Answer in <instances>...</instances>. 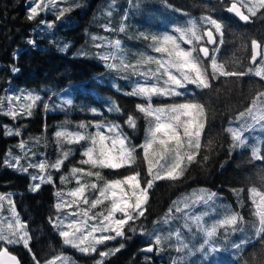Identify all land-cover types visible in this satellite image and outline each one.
<instances>
[{
    "label": "trees",
    "instance_id": "16d2710c",
    "mask_svg": "<svg viewBox=\"0 0 264 264\" xmlns=\"http://www.w3.org/2000/svg\"><path fill=\"white\" fill-rule=\"evenodd\" d=\"M145 1L146 3L142 0H57L55 6H49L48 10L40 12L35 19L28 20V1L0 0V97H6V93L7 96L19 95L15 90L32 92L41 97L32 109L31 116L21 115L13 119L0 111V194L12 193L15 210L22 214V222L30 216L29 212L35 214L42 227L48 229L45 235L50 238L47 241L45 236L34 237L35 229L31 230L34 221H26L27 228L30 229L31 252L23 244L8 247V251L18 258L20 264H35L33 254L39 261L40 255L45 251L50 252L48 249L51 246L63 247L64 252L76 264H96L101 259L99 252L119 248L121 244L124 247L104 258V264H260L264 259V242L255 236L253 224L256 223V218L248 198V189L260 186L259 174L264 169V161L252 158V136L248 138L245 147L232 148L231 135L226 131L230 127L239 128L243 125L244 136L251 132L252 128H248L249 122L254 123L251 119H237L239 113L252 105L257 93L264 92V79L251 74L243 77L221 76L211 81L210 89H199L195 85H187L185 89H181L184 92L183 102L185 99H195L208 108V118L201 137L202 148L196 157L199 162L189 165L185 160L186 170L182 177L156 181L149 191L145 215L125 226L124 237L98 245L94 253H77L63 244L57 235V229L49 223L50 218L55 221L58 214L64 215L63 210H57L56 214L52 207L56 192L64 193L78 186L70 169L88 167L79 163L85 158L81 155L84 146L63 145L62 148L55 137L57 130L67 127L76 131V126L81 122H115L122 126L132 145H142L145 140L142 115L136 110V105L143 103L144 99L125 94L132 91L136 82L144 83L145 78H136L131 70L124 72L108 68L107 64H118L119 59L105 62L100 58L101 55L115 52L118 57H125V63L132 64H135L140 54L158 57L160 54L152 50L150 41L143 39L141 33L178 35L174 30L177 27H189V21H195L203 31L212 26L204 23L201 17L212 16L225 26L224 43L220 44L219 36L214 33L216 45L207 46L204 39L199 42L200 45L208 47L210 53L214 47H218L216 55L221 62L238 60L239 64L235 69L229 67V70L247 71L260 63L261 56L255 64L249 58L251 40H257L264 49V10L256 17H251L249 23L242 24L224 11L231 0ZM20 3L27 7L20 8ZM63 7H72V10L57 19L59 9ZM124 11H129L130 14ZM108 12H111L110 16L107 15ZM124 13L126 19L130 18L128 23L132 18L135 23L133 27L127 25V33L119 32L118 28L119 17ZM49 23L53 27L49 28ZM93 36L106 39L93 40ZM30 40L34 44L29 43ZM114 40L121 41L122 52L108 44V41ZM65 45L68 47L63 50ZM183 46L189 47L186 44ZM207 63L205 58V64ZM13 67L19 71L13 72ZM149 68L155 70L156 65L138 66L140 72H146ZM69 92L72 93L71 105L55 97V93L64 95ZM44 99L48 100L53 110L41 114L39 106ZM113 103L119 105L122 111L110 112L108 109ZM92 109H96V112H92ZM129 114L137 117L135 129L125 124ZM145 124L148 126L147 121ZM6 127L14 131L18 129L20 135H7ZM87 131L95 132L96 129L89 127ZM209 140L212 141L210 148L206 146ZM21 141L25 142L24 148L18 146ZM260 141L257 147L264 154V137ZM69 147L72 148V155L59 170L51 167L46 169L45 176L50 175L52 182H45L32 192L29 186L31 177L33 171L38 172L39 169L29 167V164L39 163L40 159L52 164L61 158L62 150L67 151ZM136 154L140 158L143 156L139 147ZM204 155L209 156L207 161H203ZM15 157H20V167L27 168V172L5 165L6 159L10 161ZM137 170L141 177L146 176L147 164L142 159L137 167L104 169L103 175L106 179H120ZM61 177H67V180L62 182ZM91 179L83 177V182L88 183ZM143 183L142 179V186ZM201 189L205 190L204 194L215 193L214 201L224 202L225 209L243 217V222L238 224L241 230L233 232L231 228H218L216 236L210 241L215 251L206 247L205 232L201 229L211 227L216 221L223 219L226 211L220 215L217 213L215 219L210 221L204 217L201 201L181 208L180 212L175 210L180 206L174 202L177 197H191L193 190L197 191V196L202 194ZM240 189L243 191L237 194L235 190ZM87 195L91 199L94 193L89 189ZM170 208L173 211L168 213ZM162 216H168L169 231L178 229L182 233V243L187 245L183 251H177L171 243L156 245V232L161 235L158 233L159 227L149 237L153 223ZM197 216L202 217L200 227H197L193 219ZM131 228L136 230L133 232ZM49 241L52 242L51 246ZM238 244L241 247L236 248L235 245ZM150 245L153 251L139 252L141 248Z\"/></svg>",
    "mask_w": 264,
    "mask_h": 264
},
{
    "label": "snow or ice",
    "instance_id": "6c2138e0",
    "mask_svg": "<svg viewBox=\"0 0 264 264\" xmlns=\"http://www.w3.org/2000/svg\"><path fill=\"white\" fill-rule=\"evenodd\" d=\"M57 0H33V5L29 8L27 19H35L40 12L49 9V6H55ZM239 5V6H238ZM78 7L79 5H75ZM72 7L60 8L57 14V19H61L66 13L70 12ZM228 12L234 13L240 20L249 22L251 17H256L261 10H264V0H231L230 6L226 9ZM247 13V14H245ZM107 15H111L108 12ZM201 20L210 24L212 27L205 31H201L200 26L195 21H189V27H177L174 31L178 35L165 33L163 35H146L141 33L140 36L150 41V47L158 54L157 56H145L140 54L135 64L125 63L124 56H117L115 52H110L101 55L100 58L105 62L119 59V63H109L107 67L116 70L127 72L131 70L132 74L143 76L144 83H137L131 92L125 93L129 96H138L144 99L145 103L137 104L136 110L147 121L146 136L142 145H132L127 134L123 132V128L119 123L115 122H96L88 124L85 122L79 123L76 127L78 130L72 131L67 127L61 128L55 132L57 143L63 148V145L82 144L84 150L81 153L84 159L79 162L81 165L88 167H73L70 169L72 176L76 179L78 187L72 189L67 195L73 199L69 203L62 199L64 193L58 191L56 196L61 198L55 205L59 211L62 208H71L76 205L77 211L70 213L72 217L68 223L60 220L59 223L51 221L53 226L59 231V235L63 238V243L69 245L78 251L88 254L97 251L98 245H103L109 240H114L117 237L125 236V226L138 220L145 215L147 204L149 201V191L153 188L156 181L169 179L176 180L184 175L186 170L185 160L187 164L199 162L196 160L199 155L202 144L201 137L206 126L208 118V108L204 103L195 99H185L184 102L154 105L153 97H180L184 96V92L179 89L186 88L187 85H195L199 89H210L212 80L223 77H243L245 75H254L264 79V49L260 43L253 39L251 40L252 61L255 63L257 56H261L259 65L255 68H249L247 71L229 70V67L235 69L239 64L238 60L219 61L216 53L218 47L210 50L206 46L199 44L204 37H207L206 44L216 45L217 40L214 33L219 36V43H224L225 26L221 21L213 19L212 16L201 17ZM41 23H44L41 21ZM48 27H53L52 23ZM110 30V29H108ZM125 26L122 24L119 31L124 32ZM93 40L106 39L105 37H92ZM33 43L34 41H29ZM114 49L122 52L121 41H108ZM186 44L189 47H184ZM101 47L102 45H96ZM65 45V49H67ZM85 53H81L84 55ZM205 58L208 63L205 64ZM155 64V70L151 68L146 72L138 70L139 65ZM210 69V71H209ZM13 72L19 71L13 67ZM154 81V82H150ZM41 97L32 92L26 94L22 91L20 95L0 97V111L4 109V103L7 101L8 108L4 112L5 115L18 118L21 115H32V109L40 101ZM22 101V102H21ZM71 105L72 101L64 102ZM47 105L45 108L47 109ZM110 112H121L119 105L113 103L108 109ZM96 112V109H92ZM248 118L254 124H260L264 127V92H258L252 101V105L244 112L239 113L237 119ZM125 124L132 129L137 127V117L129 114L125 120ZM249 125V128L253 127ZM89 127H94L95 132H88ZM232 144L230 147H245L246 138L244 136V126L239 128H228ZM7 135H20L19 130L5 128ZM212 141L209 140L207 147H211ZM20 148L25 147V142L21 141L18 145ZM143 152L142 158L137 156V148ZM194 149V151H188ZM262 149L253 146L251 155L253 159L264 161ZM72 155V148L67 151L62 150L61 158L54 163L49 164L47 161H41L38 164H29V167L38 168L41 172H46V169L51 167L59 170L64 161ZM147 164V173L145 177H141L139 170L133 174L126 175L122 179H106L103 175L104 169H121L137 167L140 160ZM203 161L209 159L208 155L203 156ZM15 162L5 160L4 163L8 167L19 168L21 171L27 172V168L20 167V157L14 158ZM83 177L92 178L90 182H83ZM33 180H39L32 186L31 190L36 191L40 188L41 183L52 182V177L33 176ZM143 179V186L141 180ZM67 177H61V181L65 182ZM260 186H253L248 189L249 200L252 203L253 215L256 218V223L253 224L255 236L264 242V169H261L259 174ZM92 190L95 194L94 199H89L88 191ZM202 194L196 196L195 202L203 201L208 203L215 198V193H205V190H200ZM237 194L243 189L235 190ZM7 200L8 211L11 216L9 218L0 217V242L5 244H23L25 248L31 252L29 242L31 236L27 230L26 222H22L19 214L15 211L14 201L11 199V194H0V210L3 209V202ZM107 206L102 211L92 213L93 209L98 206ZM87 207L80 208V204ZM185 207H188L185 204ZM177 212L182 211L180 208L175 209ZM173 209H169L171 213ZM227 215L221 220L216 221L211 227H204L201 230L205 232V244H209L213 237L216 236L218 228H231L233 232L241 230L238 224L243 222V217L239 213L231 212L225 209ZM119 214V218L117 217ZM79 217V218H77ZM59 219V218H57ZM67 220L68 217H65ZM194 222L197 227L201 226L202 217H194ZM51 220V218H50ZM89 221H96L89 223ZM168 222V216L163 220ZM258 225V226H257ZM185 227H188L185 224ZM135 231V228H131ZM190 230V229H189ZM7 232V234H6ZM97 233H101L97 235ZM171 233L168 236H155V244L161 245L164 241L171 238ZM176 239L181 240V234L175 233ZM243 243V242H242ZM181 244L183 247L182 240ZM124 245L119 248L109 249L108 251L99 252L101 259L96 261V264H104V258L114 255L120 251ZM236 248L241 245H235ZM203 248V246H202ZM180 249L178 248L177 251ZM146 251H153L150 245ZM215 251V249H213ZM35 264H39L33 254ZM0 264H20L18 258L8 251L7 247L0 248ZM45 264H72L71 258L63 254L54 256ZM260 264H264V259Z\"/></svg>",
    "mask_w": 264,
    "mask_h": 264
},
{
    "label": "rangeland",
    "instance_id": "374dc122",
    "mask_svg": "<svg viewBox=\"0 0 264 264\" xmlns=\"http://www.w3.org/2000/svg\"><path fill=\"white\" fill-rule=\"evenodd\" d=\"M28 1V7L26 6V5H24V6H26L27 8H30L32 5H33V2H32V0H23V2H27ZM142 2H144V3H146V1L145 0H142ZM125 13H128V14H130L129 13V11H124ZM125 13L124 14H122L121 15V17H119V20H118V28L120 29V27H121V25L123 24L124 26H125V31L123 32V33H127V25H132V27L135 25V23H133V18L131 19V22L130 23H128L129 22V20H130V18L129 19H126V16H125ZM245 14H247V13H245ZM139 18V17H138ZM131 27V28H132ZM206 30V29H205ZM204 30V31H205ZM120 32V31H119ZM28 41V40H27ZM115 51V50H114ZM104 55V54H103ZM260 58V55H258V59ZM139 75H136V78L138 77ZM136 84H137V82H136ZM136 84H134L133 85V88L135 87V85ZM185 89V88H184ZM180 91H182L181 89H179ZM23 90H15V92H17L19 95L21 94V92H22ZM25 94H26V91H23ZM12 93H13V91H12ZM11 93V94H12ZM49 95V94H48ZM13 96V95H12ZM6 97H8L7 96V93H6ZM55 97L56 98H58V100H61V101H67L68 99L69 100H71L72 99V93L71 92H69L68 94L66 93V94H64V95H62V94H59V93H55ZM68 97V98H67ZM184 98V96H180V97H163V96H159V97H153V100H152V103L154 104V105H161V104H171V103H180V102H183V99ZM143 99V98H142ZM143 103H145V101L143 102ZM45 105H47L48 107H47V109L45 108ZM7 108H8V103H7V101H6V104L4 105V109H3V113L4 112H6L7 111ZM39 110H40V112H41V114H44V113H46V112H50L51 110H53L50 106H49V103H48V100L47 99H44L41 103H40V106H39ZM10 117V116H9ZM142 117V125H143V129H144V132H146V129H147V127L148 126H146V124H145V119L143 118V116H141ZM245 119H248V118H245ZM250 123V122H249ZM249 123H248V125H249ZM247 125V126H248ZM253 125V124H252ZM231 128V127H230ZM248 128H249V126H248ZM252 129H251V132H250V134H248L247 136H245V138H246V141L248 140V138L250 137V136H252V138H253V140H254V146L255 147H257V146H259V143L261 142L260 141V139L262 138V137H264V127H262L260 124H255L253 127H251ZM253 133V134H252ZM10 161H12L13 163H14V159H12V160H10ZM42 160L40 159V162H41ZM36 164H38L37 162H36ZM12 168H14V167H12ZM18 170L20 171V172H23V171H21L19 168H18ZM33 176H45V172H41L40 170L38 171V172H36V171H33V175H32V177ZM32 177H31V181H30V184H29V186H30V189L32 188V186L34 185V184H36V183H40V181L39 180H33L32 179ZM47 176H45V178H46ZM123 178V177H122ZM122 178H120V179H122ZM45 183V182H44ZM41 184H43V183H41ZM78 187V186H77ZM72 189H70L69 191H67V192H64V195H63V197H62V199L63 200H65V201H67V202H71L72 201V197L71 196H69V195H67L70 191H71ZM32 191V190H31ZM32 192H34V191H32ZM197 193V191H195V190H193L192 191V193H191V197H186L185 195L184 196H179V197H177L175 200H174V202L176 203V204H179L180 206H179V208L181 209V208H183V207H185V204H187V205H195L194 203H195V201H196V196H195V194ZM8 194H11V199H13V194L12 193H8ZM95 198V194H94V196H92L91 197V199H94ZM56 199H58V200H56ZM56 199H55V204L54 205H52V207H53V209L55 210V212L57 211V209H56V207H55V205L59 202V200L61 199V198H58L57 196H56ZM189 201V202H188ZM106 205H104V206H98L96 209H93L92 210V213H90V214H95V213H98V212H100V211H102L103 210V208H105L106 206H107V202L105 203ZM3 205H4V207H3V209L2 210H0V217H2V218H9L10 216H11V214H10V212L7 210L8 209V204H7V200H5L4 202H3ZM200 205H203L204 206V217L207 219V218H209L210 219V221H212V220H214L215 219V217H216V214L218 213L219 215L220 214H222L224 211H225V204H224V202H222V201H214V200H212V201H209L208 203H204L203 201H201L200 202ZM84 207H87L86 205H83L82 203L80 204V208H84ZM61 210H63L64 212H63V214L64 215H60V214H58L57 215V217L55 218V221L57 222V223H59V221L60 220H63L65 223H68L69 222V220L72 218L69 214L70 213H72V212H75V211H77V207H76V205H73L71 208H62ZM16 211V210H15ZM17 212V211H16ZM169 213V212H168ZM19 214V217H20V219H21V221H22V214L21 213H18ZM56 214H57V212H56ZM228 214V213H227ZM226 214V215H227ZM29 215L30 216H28L27 218H26V220H25V222L26 221H34V224L32 225V227H31V230H33V228L35 229V233H34V237H38V236H45L46 237V240L48 241V239H50V238H48V236H46L45 235V233L48 231V229H45V228H43L42 227V225H41V223H39L38 222V218H37V216L35 215V214H31L30 212H29ZM218 215V216H219ZM56 216V215H55ZM65 217H68V219L66 220L65 219ZM117 217L119 218V214H117ZM57 218H59V219H57ZM77 218H79V217H77ZM163 218H164V216H162V217H160V218H158L156 221H155V223H153V226H152V230H151V232L149 233V237H152V235H154V233L158 230L157 228L159 227V231H158V233H160L161 235H162V237H164V236H168L170 233L172 234L171 235V238L170 239H168V240H166V241H164L162 244H167V243H171L172 244V246L175 248V249H180L179 251H183V249H184V247L181 245V243H180V240H177L176 239V236H175V233L176 232H179V230L178 229H173V230H171L170 229V231H169V224H170V222L168 221L167 223H164L163 222ZM51 221H53V220H50L49 221V223H51V224H53ZM96 221H89V223H95ZM0 226H2V227H6V225H0ZM57 229V228H56ZM27 230H28V233L30 232V229H28L27 228ZM180 233V232H179ZM6 234H7V232H6ZM101 233H97V235H100ZM181 234V236H182V233H180ZM57 235H58V237L59 238H61V240L63 241V238L59 235V231L57 230ZM156 235H157V232H156ZM207 237H206V235H205V233H204V241H205V239H206ZM153 242H154V240H153ZM49 243H50V246H51V241H49ZM64 244V243H63ZM14 245L15 244H12V245H8V244H5L4 242H0V248H2V247H9V246H13L14 247ZM206 245V247L208 248V249H214L215 247H213V245H211L210 243L209 244H205ZM66 246H68V247H71V246H69V245H66ZM63 248V247H62ZM62 248H59V247H53V246H51V248H49L48 250L50 251V252H48V251H45V252H43L41 255H40V257H39V264H45V262L46 261H48V260H50V259H52L54 256H56V255H59V254H63V255H65V256H67V257H70L71 258V261H72V264H76L75 262H74V260H73V258L69 255V254H67L66 252H64L65 250L64 249H62ZM71 248H73V247H71ZM77 253H79L80 251H78L77 249H75V248H73Z\"/></svg>",
    "mask_w": 264,
    "mask_h": 264
},
{
    "label": "water",
    "instance_id": "95a60500",
    "mask_svg": "<svg viewBox=\"0 0 264 264\" xmlns=\"http://www.w3.org/2000/svg\"><path fill=\"white\" fill-rule=\"evenodd\" d=\"M230 3H231V2H230ZM230 3H228V5L225 7V9H224L225 13L228 14L229 16L235 18L238 22H240V23H242V24H246V23H248V22H244V21L240 20L237 16H235L234 13L228 12V11L226 10V9L230 6ZM205 40H207V37H206V36H205ZM252 55H253V52H252V47H251V51H250V59H249V61H250L251 63H254V62L252 61ZM256 60H257V59H256ZM255 62H256V61H255ZM147 248H148V247L141 248V249L139 250V252H142V253L148 252V251H146ZM11 254H12V253H11Z\"/></svg>",
    "mask_w": 264,
    "mask_h": 264
},
{
    "label": "flooded vegetation",
    "instance_id": "af4514ba",
    "mask_svg": "<svg viewBox=\"0 0 264 264\" xmlns=\"http://www.w3.org/2000/svg\"><path fill=\"white\" fill-rule=\"evenodd\" d=\"M22 7H23V4L20 3V8H22Z\"/></svg>",
    "mask_w": 264,
    "mask_h": 264
}]
</instances>
